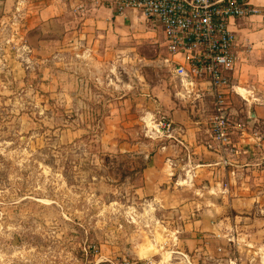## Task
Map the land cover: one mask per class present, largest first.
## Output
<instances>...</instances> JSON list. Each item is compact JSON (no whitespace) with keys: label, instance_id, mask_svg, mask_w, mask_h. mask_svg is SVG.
Instances as JSON below:
<instances>
[{"label":"rangeland","instance_id":"rangeland-1","mask_svg":"<svg viewBox=\"0 0 264 264\" xmlns=\"http://www.w3.org/2000/svg\"><path fill=\"white\" fill-rule=\"evenodd\" d=\"M87 8L0 0V264H264V160L243 173L247 188L236 183L248 212L227 209L222 236L197 232L195 249L182 243L186 208L142 205L202 198L201 189L156 191L149 181L159 176L144 177L170 167L158 151L174 103L199 117L175 101L157 25Z\"/></svg>","mask_w":264,"mask_h":264},{"label":"crops","instance_id":"crops-1","mask_svg":"<svg viewBox=\"0 0 264 264\" xmlns=\"http://www.w3.org/2000/svg\"><path fill=\"white\" fill-rule=\"evenodd\" d=\"M81 1L83 7H92L91 10H101L106 6L107 15L118 17L114 15L113 9L106 0L77 2ZM246 2L252 7H264L259 4V0H246ZM89 7L88 11H90ZM43 13L41 10L40 15ZM228 29L235 38L236 55V66L231 75L230 88L224 96V112L231 124L229 146L220 147L212 136L209 121L212 113L200 115V112L213 109L207 83L197 80L189 86L181 84L169 67L168 71L174 84L172 90L175 101L181 104L182 108L189 109L191 113L195 111L199 118L195 115L194 118L187 115L185 117L180 111V106L174 103L171 108L173 112L170 113L171 120H168L172 125V130L167 136L168 146L161 147L162 152L158 151V154H163V160L165 158L170 167L158 165L144 170L145 179H149L150 175L159 176L149 181V187L156 191L161 188H163L162 192H167L171 188L201 189L202 198L193 197L181 202L174 198L153 197L142 203L144 207L151 206L157 209L156 214L160 208H186V216L192 219L188 230L180 233H183V238L181 237L183 245L189 247V250L196 248L197 232L211 233L213 238L222 236L220 224L229 216L227 209H230L229 211L233 209L237 214L248 212L252 200L242 193H237V190L243 188L236 183L240 182V185H245L244 188H247L245 184L247 178L243 173L252 171L259 161L264 160V15L255 14L231 20ZM176 60L177 63H181L180 58ZM165 151L167 153L169 151L167 154L169 157L163 153ZM202 178V187H196L194 182ZM195 208L199 209L195 211ZM241 208H246V211H240ZM177 217L183 219L184 216ZM234 217L238 218V215Z\"/></svg>","mask_w":264,"mask_h":264},{"label":"built area","instance_id":"built-area-1","mask_svg":"<svg viewBox=\"0 0 264 264\" xmlns=\"http://www.w3.org/2000/svg\"><path fill=\"white\" fill-rule=\"evenodd\" d=\"M106 1L117 15L128 11L139 12L146 21L160 28L166 50L163 64L171 67L173 76L181 84L189 86L197 80L207 83L214 110L209 118L211 134L220 147L229 146L231 124L224 112V96L230 88L236 55L235 38L228 24L231 20L250 15H264V8H253L246 0ZM177 58L181 59V63H177ZM88 250L92 254L98 253L94 245H89ZM92 264L101 263L94 261ZM119 264L150 263L122 258Z\"/></svg>","mask_w":264,"mask_h":264}]
</instances>
